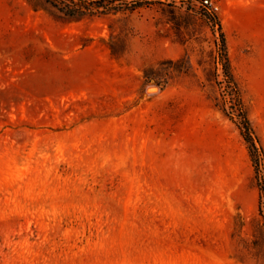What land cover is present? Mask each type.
Segmentation results:
<instances>
[{"label": "rangeland", "instance_id": "1", "mask_svg": "<svg viewBox=\"0 0 264 264\" xmlns=\"http://www.w3.org/2000/svg\"><path fill=\"white\" fill-rule=\"evenodd\" d=\"M207 15L0 0V264H264V0H220L232 77Z\"/></svg>", "mask_w": 264, "mask_h": 264}, {"label": "trees", "instance_id": "2", "mask_svg": "<svg viewBox=\"0 0 264 264\" xmlns=\"http://www.w3.org/2000/svg\"><path fill=\"white\" fill-rule=\"evenodd\" d=\"M74 11L76 10H71L70 13H74ZM208 13V18L209 20H213L218 26L219 29L221 31V40H222V58L223 61L225 63V67H226V71L228 73V75L230 77H232L231 74V70H230V61H229V55H228V51H227V47H226V38H225V34L222 31V26L221 24L217 21V13L216 12H210L208 10H206ZM243 118H244V122L247 125V127L250 129V122L249 119L246 117V115L243 113ZM244 137L247 141H249V139H252V137L249 134H244ZM262 152L264 153V149L262 148ZM260 211L262 212L263 209L261 208Z\"/></svg>", "mask_w": 264, "mask_h": 264}, {"label": "built area", "instance_id": "3", "mask_svg": "<svg viewBox=\"0 0 264 264\" xmlns=\"http://www.w3.org/2000/svg\"><path fill=\"white\" fill-rule=\"evenodd\" d=\"M201 5L210 12H216L220 10V0H200Z\"/></svg>", "mask_w": 264, "mask_h": 264}]
</instances>
